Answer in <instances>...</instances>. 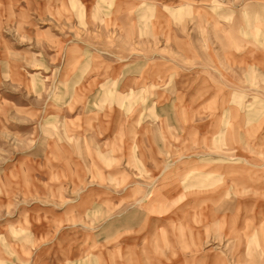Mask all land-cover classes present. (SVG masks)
<instances>
[{"label": "rangeland", "instance_id": "374dc122", "mask_svg": "<svg viewBox=\"0 0 264 264\" xmlns=\"http://www.w3.org/2000/svg\"><path fill=\"white\" fill-rule=\"evenodd\" d=\"M163 117L167 133L198 131L200 144L186 133L155 154L135 143L124 157L103 132L91 146L70 138L75 152H61L71 171L61 152L54 173L23 164L62 129L89 134L117 120L122 136ZM49 128L58 136L45 137ZM96 195L119 226L103 247L96 233L31 232L27 206L75 212ZM151 204L141 234L161 227L182 264H264V0H0V264H33V246L47 242L75 256L83 240L88 264H105L101 251L106 264H128L138 237L128 225L142 220L128 212ZM55 210L44 224L78 223ZM145 250L159 260V249Z\"/></svg>", "mask_w": 264, "mask_h": 264}, {"label": "crops", "instance_id": "0c3cea01", "mask_svg": "<svg viewBox=\"0 0 264 264\" xmlns=\"http://www.w3.org/2000/svg\"><path fill=\"white\" fill-rule=\"evenodd\" d=\"M137 85H135L133 88H135ZM148 86V85H147ZM165 104H167L165 102ZM179 121V123H178ZM176 122L180 125V127L183 128V121L181 119H177ZM110 128L112 129L111 131L108 130L106 131L105 128ZM119 122L117 120H101L97 125H93V128H90L91 130L88 132L89 134H85V132H76L73 133L71 131L68 130V128L62 129L59 134L64 137L63 140H52V139H48L46 141V145L44 143H42L45 147H42L40 145L38 146H33L30 154L28 156H23V164H27L30 163L32 164L33 168H36L37 172L39 173L40 169H45L50 171V169H53V172L50 173H54L56 172V168H55V164H54V158H55V153L56 152H61L63 150H65L67 153H73L75 152V150L73 149V147L71 146L72 142L70 138L72 137H77V136H84L83 138L86 139V142L88 141V138H90L89 145L91 146L92 143H95V139L97 137H101L103 135V132L106 134V136L108 137L107 140H110L111 144H113V146L117 147L118 143H122V154L124 157L128 156L127 153L131 154L132 150L131 148L136 144V146L138 147L137 149V153L139 154V151H145L144 153H148V152H154L153 154H155L156 152H160L162 151L165 147H168L167 142L169 143L170 147L171 144L177 140V139H181L184 140L186 133H187V138H192V139H196L199 142V132L197 131L196 134H194V132H192L191 136L188 135V130H184L183 129H179V133L178 134H169L167 132H169L167 129L169 128V124H168V120L166 118L163 117V119L160 121L159 120V124L158 127H147L144 128L142 130H140L138 133H136L135 130L129 129L126 134L123 135V131H122V136H120L119 133ZM178 129V128H176ZM196 130V129H195ZM110 131V132H109ZM188 131V132H187ZM39 132V131H38ZM41 132V131H40ZM43 135L45 137H51V136H58V134H54L53 130L51 128H49L46 132L43 130ZM109 132V133H108ZM136 135L138 136L136 142H135V137ZM67 138V139H66ZM81 138V137H79ZM92 139H94L93 141H91ZM175 139V140H174ZM106 140V141H107ZM43 142V141H42ZM63 149V150H62ZM66 152H61L60 156L62 157V159L65 161L63 162L64 165L66 166L67 170H72V163H71V159H69V161H66L67 158V153ZM127 152V153H126ZM167 152V151H165ZM177 152V151H176ZM162 154V153H160ZM121 153H120V149L119 151L116 153H113V156L115 157V159H119ZM144 157V154H143ZM156 157V156H155ZM154 157V158H155ZM153 158V159H154ZM161 158V156H160ZM160 158H157L158 161H160ZM165 166V165H164ZM60 167H64V166H60ZM60 169V168H58ZM55 170V171H54ZM69 172V171H68ZM49 173V174H50ZM33 179H37V177L33 178ZM41 180L37 179V183H40ZM90 194H86V196H88ZM119 198H116L114 195L113 197H111V201H115L118 200ZM80 200H84V199H80ZM87 200H91L92 203L91 205H88L87 207H82L80 208V205H76V209L75 212H73V210H65L64 212L60 213L59 211H56L55 209H53L51 206L49 205H43L40 203V205L35 206H27V211H26V216L28 218H30V229L31 232L33 233H39V232H45L47 234L49 233H57V232H61V233H66V230H68V233H75L78 231L84 232V233H96V239L100 240L97 241L95 244L101 248L103 247V238L108 236V234H110L112 231H114L115 229H117V220H116V224L113 222H110L112 220L111 217V213L113 215L114 211H108L107 215L104 217V196L102 195H96V199L93 200V197ZM107 201V199H106ZM156 201V200H155ZM154 201V202H155ZM153 202V203H154ZM152 203V204H153ZM150 205L149 207L146 208L145 212H142L141 210L138 209H133L130 210L128 212L129 215H135L136 217H141L142 220L135 226H133L132 224L128 225L129 228H133L134 230H130V235H138V237H133L129 240L130 244H128V247L130 248L129 254H128V264H167V262L169 261L168 259V255L169 251H170V256H175L176 257V264H182V260L180 259V256L178 254V252H172L171 251V246H170V239L168 236V233L166 235V232L164 231V237H162V235L159 236V239L157 237V233L160 232V230L162 229L161 227H159V232L156 233V231L154 230V228L150 227L148 233H146L145 235H142L141 232L142 230H145L146 226H147V221L149 219V215H153L154 211H152L153 205ZM119 205V204H118ZM30 208V209H29ZM167 206L164 205L162 203H160L159 205V209L162 210H166ZM53 210H55L58 214H56L57 216H61L62 214H66L67 212H72V218H74L76 220V218H78L79 220L77 221L78 223L76 224H70L67 225L63 228H52V226L54 227L55 225L53 224H44L45 219L41 216H51L49 214H52ZM116 210V208L114 209ZM95 211L96 214H94L96 216V220L93 218V221L88 222V220L86 221L85 218H88L89 216L92 215V212ZM145 214H148V217L146 216L145 218ZM165 214V213H160V215ZM65 222H67L66 220H64ZM151 221V219H150ZM43 223L41 226H39V223ZM108 222V223H107ZM136 222V221H135ZM48 223V222H47ZM70 223V222H69ZM141 223L143 224V228L141 229L140 226V230H137V227H139V225ZM119 227V226H118ZM137 231H139L140 233L138 234ZM194 233V237H197L198 239H200L202 236L201 234L196 233L195 231H193ZM71 234V235H72ZM178 235V234H177ZM65 235H62L61 237H64ZM179 237V241L183 242V236L182 234L178 235ZM194 237H192V240L194 239ZM38 238V236H37ZM60 240H55V243H59ZM73 244V236L71 237V241ZM89 242L87 240H83L81 242V247L79 250V253L75 256L72 255V249H70L68 251L67 256H64L63 254H54L52 252V250H49V243L47 242L46 244H44L43 246L38 245L33 246L34 250L32 252L33 256H34V263L33 264H88L87 262V254H88V250H89ZM48 245V246H47ZM92 248V247H90ZM147 248H157L160 251V258L159 260H157L158 255H156L154 258L156 260H153V258L149 259L148 254L146 253ZM103 249V248H102ZM91 253H93L91 251ZM95 256L97 258H100L102 261L104 260L105 264L107 263V261L105 260L106 257L104 256V253L101 251L100 253L98 252V254L95 252L94 253ZM118 254V252H117ZM104 256V259H102V257ZM75 257V258H73ZM96 258V259H97ZM95 259V260H96ZM151 260V261H150ZM132 262V263H131ZM96 264V263H94ZM104 264V263H103ZM114 264H117V261H115Z\"/></svg>", "mask_w": 264, "mask_h": 264}]
</instances>
